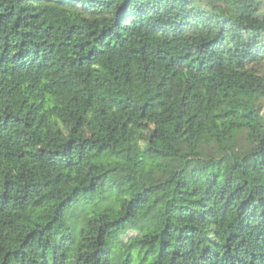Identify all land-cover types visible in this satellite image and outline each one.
Instances as JSON below:
<instances>
[{"label": "trees", "instance_id": "obj_1", "mask_svg": "<svg viewBox=\"0 0 264 264\" xmlns=\"http://www.w3.org/2000/svg\"><path fill=\"white\" fill-rule=\"evenodd\" d=\"M0 264H264V0H0Z\"/></svg>", "mask_w": 264, "mask_h": 264}, {"label": "rangeland", "instance_id": "obj_2", "mask_svg": "<svg viewBox=\"0 0 264 264\" xmlns=\"http://www.w3.org/2000/svg\"><path fill=\"white\" fill-rule=\"evenodd\" d=\"M245 136H244V133L241 134V139H243ZM141 235V231L138 230L136 232H132L130 233L128 236L124 237V240L129 243L130 241L132 240H135L137 237H139Z\"/></svg>", "mask_w": 264, "mask_h": 264}]
</instances>
